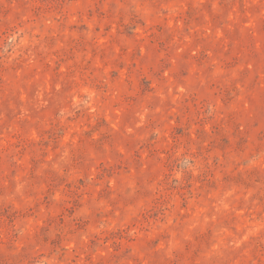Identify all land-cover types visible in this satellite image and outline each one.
Returning a JSON list of instances; mask_svg holds the SVG:
<instances>
[{
  "label": "rangeland",
  "instance_id": "1",
  "mask_svg": "<svg viewBox=\"0 0 264 264\" xmlns=\"http://www.w3.org/2000/svg\"><path fill=\"white\" fill-rule=\"evenodd\" d=\"M0 264H264V0H0Z\"/></svg>",
  "mask_w": 264,
  "mask_h": 264
}]
</instances>
